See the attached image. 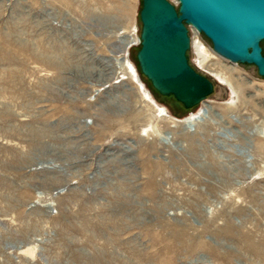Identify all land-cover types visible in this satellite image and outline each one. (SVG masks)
<instances>
[{
    "label": "rangeland",
    "instance_id": "1",
    "mask_svg": "<svg viewBox=\"0 0 264 264\" xmlns=\"http://www.w3.org/2000/svg\"><path fill=\"white\" fill-rule=\"evenodd\" d=\"M141 2L0 0V264H264V78L189 27L216 109L171 127Z\"/></svg>",
    "mask_w": 264,
    "mask_h": 264
},
{
    "label": "water",
    "instance_id": "2",
    "mask_svg": "<svg viewBox=\"0 0 264 264\" xmlns=\"http://www.w3.org/2000/svg\"><path fill=\"white\" fill-rule=\"evenodd\" d=\"M142 0L140 50L142 75L164 97L195 110L215 91V83L189 62V27L203 34L215 54L253 65L264 78V0Z\"/></svg>",
    "mask_w": 264,
    "mask_h": 264
},
{
    "label": "bare ground",
    "instance_id": "3",
    "mask_svg": "<svg viewBox=\"0 0 264 264\" xmlns=\"http://www.w3.org/2000/svg\"><path fill=\"white\" fill-rule=\"evenodd\" d=\"M139 38H137L135 40V44L138 43ZM133 44V40L130 39V41L127 43L126 47H124V57H123V63H125V65L129 66V64L127 63V58H125V53L129 51V48L131 47V45ZM134 44V45H135ZM124 46V45H123ZM139 46V45H137ZM202 57H204V61L202 62V66H205L206 60L207 58L210 56L208 54V51L205 48H202L200 51ZM127 54V53H126ZM213 76L216 78V80H218L220 83L226 84L227 86H229V88H231L234 98H236L238 96V91L236 90L237 88H235V85L230 81L229 78H227L225 75H223L221 72L218 71H213ZM139 82L140 79H139ZM142 83V82H141ZM251 84V82H249ZM146 95V94H145ZM147 97V96H146ZM148 98V97H147ZM233 101L229 104H226L227 107H231L233 105ZM201 109L195 114H191L189 117H187L185 120L182 121H178V120H173L172 118L168 119V122L171 124V127L176 128L178 126H190L195 128L197 122H199L201 119H203V116L209 112V111H215V105L213 104V102L207 100L206 102H203L201 105ZM160 113V116H165V112L163 113L162 109L157 108ZM259 136L264 137V130L261 129L259 132Z\"/></svg>",
    "mask_w": 264,
    "mask_h": 264
},
{
    "label": "trees",
    "instance_id": "4",
    "mask_svg": "<svg viewBox=\"0 0 264 264\" xmlns=\"http://www.w3.org/2000/svg\"><path fill=\"white\" fill-rule=\"evenodd\" d=\"M141 8H142V2H141ZM141 10V9H140ZM263 44V43H262ZM261 44V45H262ZM140 50V46H139V49H138V51ZM263 55H264V49H263ZM136 66H137V71H138V73H139V78H141L140 79V81L142 82V81H144L145 83H146V85L147 86H149L156 94H157V92L153 89V87H152V85H151V83L142 75V73H141V71H140V68H139V65H138V63L136 62ZM143 83V82H142ZM144 84V83H143ZM160 96V95H159ZM162 99H173L174 100V102L179 106V105H182L181 103H179L178 101H176L174 98H173V96H170V97H164V96H160ZM183 107V106H182ZM183 111H186V112H190V111H192V110H185V109H183ZM193 113V112H192ZM194 114V113H193Z\"/></svg>",
    "mask_w": 264,
    "mask_h": 264
},
{
    "label": "built area",
    "instance_id": "5",
    "mask_svg": "<svg viewBox=\"0 0 264 264\" xmlns=\"http://www.w3.org/2000/svg\"><path fill=\"white\" fill-rule=\"evenodd\" d=\"M195 31V30H194ZM196 32V31H195ZM197 33V32H196ZM193 42V39L191 38V43ZM137 45H140V40L138 41V43H137ZM197 123H199V122H197ZM188 127H190V126H188ZM191 129H194L193 127H190Z\"/></svg>",
    "mask_w": 264,
    "mask_h": 264
}]
</instances>
